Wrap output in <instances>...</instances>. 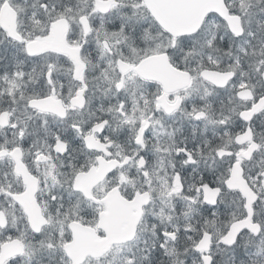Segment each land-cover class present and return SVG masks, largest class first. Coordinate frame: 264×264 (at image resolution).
I'll list each match as a JSON object with an SVG mask.
<instances>
[{
    "label": "snow or ice",
    "instance_id": "6c2138e0",
    "mask_svg": "<svg viewBox=\"0 0 264 264\" xmlns=\"http://www.w3.org/2000/svg\"><path fill=\"white\" fill-rule=\"evenodd\" d=\"M0 264H264V0H0Z\"/></svg>",
    "mask_w": 264,
    "mask_h": 264
}]
</instances>
